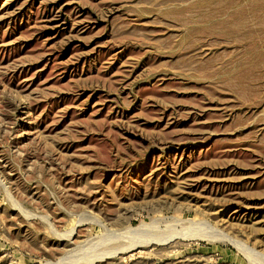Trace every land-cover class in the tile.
I'll return each mask as SVG.
<instances>
[{
	"label": "rangeland",
	"instance_id": "rangeland-1",
	"mask_svg": "<svg viewBox=\"0 0 264 264\" xmlns=\"http://www.w3.org/2000/svg\"><path fill=\"white\" fill-rule=\"evenodd\" d=\"M0 264H264V0H0Z\"/></svg>",
	"mask_w": 264,
	"mask_h": 264
}]
</instances>
